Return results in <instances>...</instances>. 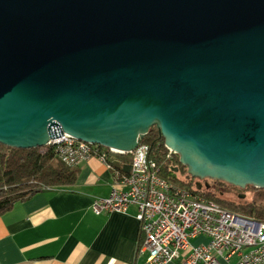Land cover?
<instances>
[{
	"label": "water",
	"instance_id": "1",
	"mask_svg": "<svg viewBox=\"0 0 264 264\" xmlns=\"http://www.w3.org/2000/svg\"><path fill=\"white\" fill-rule=\"evenodd\" d=\"M153 125L187 176L264 188V0H0V143Z\"/></svg>",
	"mask_w": 264,
	"mask_h": 264
},
{
	"label": "built area",
	"instance_id": "2",
	"mask_svg": "<svg viewBox=\"0 0 264 264\" xmlns=\"http://www.w3.org/2000/svg\"><path fill=\"white\" fill-rule=\"evenodd\" d=\"M47 144L66 165L96 157L111 169L107 195L92 198L89 207L94 213L136 207L134 217L143 233L137 252L146 256L134 264H167L178 257L181 264H264V220L230 211L164 177L159 172L162 162L146 144L138 143L126 152L125 170L107 160L109 153L120 152L77 140L67 132H56ZM166 148L165 157H172L175 152ZM199 234L207 240L193 243L191 239Z\"/></svg>",
	"mask_w": 264,
	"mask_h": 264
},
{
	"label": "crops",
	"instance_id": "3",
	"mask_svg": "<svg viewBox=\"0 0 264 264\" xmlns=\"http://www.w3.org/2000/svg\"><path fill=\"white\" fill-rule=\"evenodd\" d=\"M107 159L122 164L115 154ZM77 166L72 183L42 188L0 214V264H134L145 259L146 252H137L143 233L136 207L99 213L89 207L92 198L107 195L111 169L96 157ZM206 240L203 234L191 239ZM167 264H181V258Z\"/></svg>",
	"mask_w": 264,
	"mask_h": 264
},
{
	"label": "trees",
	"instance_id": "4",
	"mask_svg": "<svg viewBox=\"0 0 264 264\" xmlns=\"http://www.w3.org/2000/svg\"><path fill=\"white\" fill-rule=\"evenodd\" d=\"M139 143L146 144L149 153L162 162L159 172L164 177L213 199L220 206L230 211L257 220H264V199L233 200L225 198L216 190L228 183L223 179L205 177V179L212 180L213 183L204 185V188H199L197 187V181H194L192 177L184 176L181 169L183 172L186 171V165L179 162L178 153H174L170 158L165 157L167 148L164 145L163 136L155 125L149 128ZM113 154L120 157L122 161L120 169L125 170L129 154ZM114 166L118 167L117 165ZM77 173L78 166L62 163L55 155L50 144L13 147L0 143V214L8 210L15 202L41 190L43 185L51 186L72 183L76 179ZM211 186L216 187V189H211ZM248 186L255 187L251 184H248Z\"/></svg>",
	"mask_w": 264,
	"mask_h": 264
},
{
	"label": "rangeland",
	"instance_id": "5",
	"mask_svg": "<svg viewBox=\"0 0 264 264\" xmlns=\"http://www.w3.org/2000/svg\"><path fill=\"white\" fill-rule=\"evenodd\" d=\"M181 172L183 173L182 169ZM184 175V174H183ZM205 180H207L210 184L213 183L212 180L206 178ZM201 187L204 188L203 185V181L200 180ZM200 187V188H201ZM211 189H216V187L211 186ZM218 190L219 193H221L222 197L225 198H229V199H233V200H238V199H242V200H249V199H255V200H263L264 199V188L261 187H245V188H240L238 186H235L233 184H229V182L227 184H224L220 187V189H216ZM240 193H244V196L239 197L238 195Z\"/></svg>",
	"mask_w": 264,
	"mask_h": 264
},
{
	"label": "flooded vegetation",
	"instance_id": "6",
	"mask_svg": "<svg viewBox=\"0 0 264 264\" xmlns=\"http://www.w3.org/2000/svg\"><path fill=\"white\" fill-rule=\"evenodd\" d=\"M175 170H177V168H175ZM183 174H184V176H186V177H192L193 178V180L194 181H200V180H202L203 181V185H209L210 183L207 181V180H205V178H198V177H196V176H187V167H186V171H184L183 172ZM201 183V182H200ZM202 184V183H201ZM235 186H237V185H235ZM201 187V186H200ZM199 187V188H200ZM238 187H240V186H238ZM245 187H248V185H246ZM245 187H240V188H245Z\"/></svg>",
	"mask_w": 264,
	"mask_h": 264
},
{
	"label": "bare ground",
	"instance_id": "7",
	"mask_svg": "<svg viewBox=\"0 0 264 264\" xmlns=\"http://www.w3.org/2000/svg\"><path fill=\"white\" fill-rule=\"evenodd\" d=\"M77 140H81V139H78V138H76ZM84 141V140H83Z\"/></svg>",
	"mask_w": 264,
	"mask_h": 264
}]
</instances>
